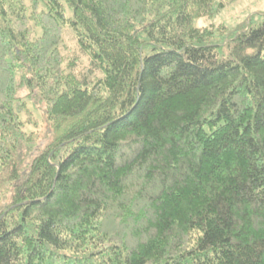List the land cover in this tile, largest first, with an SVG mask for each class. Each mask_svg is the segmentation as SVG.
Instances as JSON below:
<instances>
[{"label": "trees", "instance_id": "1", "mask_svg": "<svg viewBox=\"0 0 264 264\" xmlns=\"http://www.w3.org/2000/svg\"><path fill=\"white\" fill-rule=\"evenodd\" d=\"M217 2L0 0V264H264V18Z\"/></svg>", "mask_w": 264, "mask_h": 264}, {"label": "rangeland", "instance_id": "2", "mask_svg": "<svg viewBox=\"0 0 264 264\" xmlns=\"http://www.w3.org/2000/svg\"><path fill=\"white\" fill-rule=\"evenodd\" d=\"M223 4V6H221ZM66 5V14L68 18L73 17V10ZM264 18V0H218L211 15L197 20V26L200 28H216L218 39H229L231 34L237 28L244 27L250 20L259 22ZM221 29V30H219ZM222 31L224 32L222 34ZM62 52L66 58L65 67L81 76L100 78L104 74L102 71H92L90 56L84 53L77 41L76 32L66 24L64 26V43ZM26 91H24V94ZM29 108L33 114L34 124H28L27 130L33 131L38 136L39 144L44 145L47 142L49 125L44 121V116L40 106L34 101L28 100Z\"/></svg>", "mask_w": 264, "mask_h": 264}]
</instances>
